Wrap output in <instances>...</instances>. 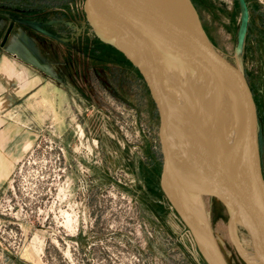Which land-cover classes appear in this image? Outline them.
Wrapping results in <instances>:
<instances>
[{
	"label": "rangeland",
	"instance_id": "1",
	"mask_svg": "<svg viewBox=\"0 0 264 264\" xmlns=\"http://www.w3.org/2000/svg\"><path fill=\"white\" fill-rule=\"evenodd\" d=\"M81 1L0 0V45L21 41L12 34L22 29L30 35L26 43L52 45L50 64L61 59L70 70L60 80H70L77 105L64 127L43 125L32 142L26 134L28 152L11 174L12 165L4 170L0 264H208L161 190L159 117L147 86L96 40ZM242 2L194 0V8L213 47L249 86L264 179V0ZM202 203L226 263L245 264L224 208L209 196ZM235 233L249 250L246 236Z\"/></svg>",
	"mask_w": 264,
	"mask_h": 264
},
{
	"label": "water",
	"instance_id": "2",
	"mask_svg": "<svg viewBox=\"0 0 264 264\" xmlns=\"http://www.w3.org/2000/svg\"><path fill=\"white\" fill-rule=\"evenodd\" d=\"M81 8L94 37L120 52L147 86L159 117L160 187L200 254L208 264H227L210 230L202 232L193 222L186 195L172 185V175L199 186L202 196L220 203L233 223L235 235L229 225V236L240 259L253 264L246 254L253 251L264 264V179L256 107L242 72L213 47L191 0H175L169 9L157 0H82ZM245 21L246 11L240 46ZM173 63L185 66L204 82L209 80L228 97L234 124L225 140L208 132L185 90L173 82ZM180 121L198 145V156L180 146L176 138ZM203 151L209 156L208 173L202 163ZM236 230L246 236L249 250L242 248Z\"/></svg>",
	"mask_w": 264,
	"mask_h": 264
},
{
	"label": "crops",
	"instance_id": "3",
	"mask_svg": "<svg viewBox=\"0 0 264 264\" xmlns=\"http://www.w3.org/2000/svg\"><path fill=\"white\" fill-rule=\"evenodd\" d=\"M26 30L12 34L22 36L21 41L13 39L12 43L0 45V179L7 166L12 165L11 174L28 152L26 134L27 141H34L30 136L37 138L35 133L43 125L62 128V122L77 111L67 83L70 80L66 76L60 80L70 70L59 64L61 59L54 62L58 67L50 64L56 57L52 45L35 38V42L26 43L30 36ZM65 56L62 53L59 57Z\"/></svg>",
	"mask_w": 264,
	"mask_h": 264
},
{
	"label": "bare ground",
	"instance_id": "4",
	"mask_svg": "<svg viewBox=\"0 0 264 264\" xmlns=\"http://www.w3.org/2000/svg\"><path fill=\"white\" fill-rule=\"evenodd\" d=\"M164 4V6L169 9L173 7L175 0H157ZM240 45L237 47L236 54H240ZM235 59V58H234ZM174 71L173 82L183 90H185L189 102L192 104L193 108L199 112L202 118L206 122V129L214 133L220 139L225 140L227 134L234 124V109L230 103L228 97L223 94L219 89L214 87L209 80L204 82L199 77H197L193 71L189 70L185 66H180L173 63ZM188 133V127L182 123L178 122L176 138L178 139L180 146L186 150H189L188 154L197 155V146L190 138ZM204 150V148H203ZM198 156V155H197ZM202 163L204 165V171L206 173L210 172L209 166V156L206 151L202 153ZM173 178L172 185L175 189L179 187L182 194L186 195V204L190 208L191 218L195 225L202 231H209V223L204 213L203 203H202V190L198 188L197 185H191L187 181H182L180 177L172 175ZM184 195L183 198H184ZM205 199H207L205 197ZM206 202V200H205ZM231 227V234L234 236V226L232 221H229ZM243 251V250H242ZM247 254V253H246ZM253 264H258L254 258L248 255Z\"/></svg>",
	"mask_w": 264,
	"mask_h": 264
},
{
	"label": "trees",
	"instance_id": "5",
	"mask_svg": "<svg viewBox=\"0 0 264 264\" xmlns=\"http://www.w3.org/2000/svg\"><path fill=\"white\" fill-rule=\"evenodd\" d=\"M191 2H192V4H193V6H194V0H191ZM96 40H97L101 45H103V46H105V47H108V48L111 49L113 52H115L116 54H118L119 56H121V57L123 58V60L129 65V67L132 68V69H134V70L136 71V73L138 74V76L141 77V75L139 74V72L137 71V69H136L135 67H133L132 64H131L127 59H125V57H124L120 52H118L117 50H115V49L112 48L111 46L106 45V44L100 42L97 38H96ZM259 145H260V146H259V153H260V160H261V155H262V153H263V147H262L263 143H261V141H260V144H259ZM261 169H262V162H261Z\"/></svg>",
	"mask_w": 264,
	"mask_h": 264
}]
</instances>
